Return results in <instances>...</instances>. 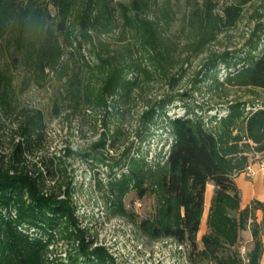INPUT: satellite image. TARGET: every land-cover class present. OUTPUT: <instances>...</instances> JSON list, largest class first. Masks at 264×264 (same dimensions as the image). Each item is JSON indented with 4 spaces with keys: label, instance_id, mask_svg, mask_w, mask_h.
Returning a JSON list of instances; mask_svg holds the SVG:
<instances>
[{
    "label": "rangeland",
    "instance_id": "rangeland-1",
    "mask_svg": "<svg viewBox=\"0 0 264 264\" xmlns=\"http://www.w3.org/2000/svg\"><path fill=\"white\" fill-rule=\"evenodd\" d=\"M229 2L71 0L70 28L86 32L90 43L82 54L66 49L64 56L54 58L45 69L25 62L16 48L17 30L11 28L0 37V153L11 155L20 141L17 133L23 109L41 111L44 136L27 153V165H37L47 173L49 188L73 182L70 187L81 225L92 245L107 248L118 264L192 263L185 247L171 239L151 238L141 224L156 214L160 200L156 188H149L143 197L132 188L121 208L114 207L111 166L72 153H103L108 163H114L129 149L131 156L140 154L149 162L162 160L169 139L162 124L151 128L146 141L137 135L149 106L173 99L167 105L168 115H182L188 108L209 122L212 116L225 115L226 105L234 100L264 104L263 89L227 83L230 71L224 65L206 69L212 58L243 49L256 24L264 20V0H250L242 6L234 26H223L220 17ZM44 8L57 15L55 6ZM116 71L127 82L115 85L110 81ZM104 136L108 144L99 149L96 145ZM251 157L242 174L249 181L260 174L264 188L262 156ZM52 169L56 177L48 176ZM257 216L262 222L263 213ZM205 227L198 234L200 247ZM262 239L264 243V234ZM253 244L248 227L241 231L237 245L242 257ZM65 249L60 244L54 251L65 256Z\"/></svg>",
    "mask_w": 264,
    "mask_h": 264
},
{
    "label": "trees",
    "instance_id": "trees-1",
    "mask_svg": "<svg viewBox=\"0 0 264 264\" xmlns=\"http://www.w3.org/2000/svg\"><path fill=\"white\" fill-rule=\"evenodd\" d=\"M249 1L230 0L220 17L223 26H234ZM50 4L58 10L57 22L44 8ZM71 7V0H0V37L11 28L17 30L16 48L25 62L43 69L54 58L64 56L66 49L70 54H82L90 36L70 28ZM221 65L230 71L227 83L264 90V20L256 24L243 49L212 58L206 69ZM121 73L114 72L110 81L115 85L127 82ZM172 100L149 106L142 115V129L137 131L140 141H146L151 128L159 123L169 132L162 160L149 162L140 154L131 156L129 149L114 163H108L110 159L103 153L78 151L72 155L111 166L114 207L121 208L123 197L132 188L140 197L156 188L160 199L156 214L141 224L151 238L171 239L185 247L190 263L261 264L264 202L255 199L242 208L236 178L247 170L251 155L261 154L264 161V104L234 100L226 105L225 115L212 116L208 122L188 108L182 115H168ZM21 117L20 141L11 155L0 153V264H118L107 248L92 245L90 234L81 225L70 187L73 182L49 188L47 173L37 165H27V153L42 141L45 123L39 110L23 109ZM107 144L104 136L96 147L105 149ZM109 147L115 148V139ZM49 175L56 177V170ZM209 183L214 185V194L200 247L198 234ZM258 211L263 213L262 222ZM248 227L254 244L242 257L237 245L241 231ZM60 244L66 246L65 256L54 251Z\"/></svg>",
    "mask_w": 264,
    "mask_h": 264
},
{
    "label": "crops",
    "instance_id": "crops-1",
    "mask_svg": "<svg viewBox=\"0 0 264 264\" xmlns=\"http://www.w3.org/2000/svg\"><path fill=\"white\" fill-rule=\"evenodd\" d=\"M255 167V165H254ZM262 177L260 174H257L253 180L249 181L245 174H241L236 178L237 185L241 190V206L242 208L247 207L253 200H259L264 202V188L262 183ZM214 194V185L209 183L207 185L206 190V199H205V213L202 221V226H206L207 229V217L209 213V209L211 206L212 197ZM208 212L206 213V211ZM262 211H258L257 214L259 215ZM204 222V223H203Z\"/></svg>",
    "mask_w": 264,
    "mask_h": 264
}]
</instances>
